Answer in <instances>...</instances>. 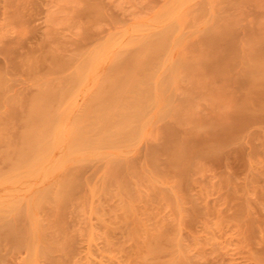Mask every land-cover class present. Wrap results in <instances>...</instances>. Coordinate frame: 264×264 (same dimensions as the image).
I'll list each match as a JSON object with an SVG mask.
<instances>
[{
	"label": "rangeland",
	"instance_id": "1",
	"mask_svg": "<svg viewBox=\"0 0 264 264\" xmlns=\"http://www.w3.org/2000/svg\"><path fill=\"white\" fill-rule=\"evenodd\" d=\"M198 5H202L205 11L203 16L196 18L197 10L200 9H197ZM164 11H171L173 17H180L181 21L179 35L182 38L171 50L173 58L193 56L195 48L201 46L207 30L215 23H227L228 19V22L237 24V27L234 25L235 36L239 34L236 38L239 37L238 41L242 44L241 47L244 46L243 49L252 44L250 40L256 34L253 32H257L256 35L264 32V0H0V69L6 72L14 92L34 90L37 83L29 74V66L17 68L5 49L13 50L16 61L20 63L23 55L22 59L28 54L45 55L44 57L49 58L51 55L48 56V53L51 51L78 57L80 54L74 52H79L81 45L86 48L82 49L86 50L82 54L87 53L83 56H87L112 37L122 36V39L126 35L121 40L125 41L127 36L135 33L138 25L158 29L162 25L158 16ZM223 46L225 45L221 44L220 48ZM76 48L79 49L75 51ZM108 63L109 58L100 61L102 67L99 69L103 70ZM45 65L42 64L39 69L43 77L46 75ZM71 66L68 67L69 71L73 68ZM41 74L38 77L42 78ZM182 74V81L178 78L182 84L179 85L178 81L173 89L172 104H178L182 95H189V98H194L190 99L199 100L198 105L191 100L194 103H191L190 109L196 111L195 114L198 111L200 117L208 114V119L214 117V120L217 118L230 123L231 118L227 115L233 106L232 98L238 95H235V86H227L221 82L223 88L228 90L222 92L219 91L222 89L220 80L214 81L210 76L202 74H198L201 79L197 80V75L191 76L189 72ZM205 80L208 83H203ZM213 81L217 83L214 84ZM192 83L194 87H190ZM177 85L180 86L179 89ZM87 86L94 88L96 83L90 80ZM184 86L186 87L182 88ZM187 86L193 90V95ZM196 90L198 93L202 91L203 95H198ZM178 91H182L180 97L177 96ZM156 95L162 99L160 92L155 93ZM75 98L77 102H82L85 92H78ZM196 106L199 107L196 109ZM155 120L148 126L143 138L125 150L126 153L123 151L117 155L123 163L122 172L127 176L125 179L122 174V177L130 186L126 185L121 176L119 179H122V184L120 181L109 183L106 172L108 168L105 169L107 160L96 158L93 162H86L88 165L85 163L79 190L73 192L77 194L71 196L73 199L70 197L71 200L69 198L61 210L52 211L47 207L55 213L48 212L47 209L37 211L38 214L35 212L39 222L48 227L44 239L53 242L55 246L50 257L42 256L36 259L35 264H144L142 260L145 256L142 253L146 254V247L144 248L145 242L142 241L150 234L165 231V228L173 229H166V232L169 231V236L172 234V237H177L178 245L173 244L176 245L175 248L170 245V250L161 253L163 260L173 253L191 264H264V117L250 123L243 130L244 133L238 135L242 137H236L237 140L234 139L232 145L227 146L230 148V151L226 148L229 156L222 155L220 159H212V163L211 159L205 160L203 156L194 157L191 160L194 165L191 163L184 177L180 175L184 181L177 178L179 174H172L166 166L168 171L165 172L163 160H160V165L159 162L152 166L151 160L147 164L150 148L161 143V127L166 121L161 119L157 123ZM157 140L160 143L157 144ZM141 147L146 149H143L144 153ZM131 160L133 165L136 164L133 170ZM128 165L131 171H128ZM156 166H162L163 169H157ZM125 167L128 169L125 170ZM125 172L130 173L132 178ZM158 173L162 174L161 177L166 173V177L161 178ZM129 179L133 180L132 185ZM170 190L175 197L172 198L173 202L166 197ZM3 192L0 188V193ZM126 209L129 212L127 214ZM59 211H62V215L58 218ZM11 246L3 248L7 247L1 252L0 264H25L27 250Z\"/></svg>",
	"mask_w": 264,
	"mask_h": 264
},
{
	"label": "bare ground",
	"instance_id": "2",
	"mask_svg": "<svg viewBox=\"0 0 264 264\" xmlns=\"http://www.w3.org/2000/svg\"><path fill=\"white\" fill-rule=\"evenodd\" d=\"M199 6L196 18L203 16L205 11L202 5ZM172 13L164 11L157 15L162 21L158 29L144 24L138 25L135 33L127 36L125 41L121 40H124L126 35L122 39V36L112 37L104 45L94 47L95 49L87 56H83L87 53L82 54L86 52L82 49L86 48L81 45L82 48L75 49V51L79 49L81 53L74 52L80 54H76L78 57L73 58L69 56L70 54L67 56L61 52L51 51L48 53V56L51 55L49 58L44 57L45 55L28 54L22 59L24 55H21L23 61L20 63L16 61L13 50L5 49V53L17 68L29 66V74L35 78L37 87L30 91L27 89V92L26 89L14 92L6 72L0 69V188L4 190L0 193V260L2 250L7 249L3 248L8 245L15 249L17 247L18 250H21L19 248L27 250L25 264H35L36 259L42 256L50 257L55 246L53 242L44 239L48 227L39 222L35 212L46 209L52 212V209L56 211L62 208L71 196L77 194L73 192L79 190L81 185L79 180L85 163H90L96 158L107 160L105 169L108 168L106 172L109 183L116 181L113 182L115 184L120 181L122 184L123 163L117 155L143 138L154 119L157 123L161 119L166 121L163 128L161 127V143L157 140L159 145L151 144L153 147H148L150 157L146 160L147 164L151 160L152 166L159 162L160 165L162 162L160 160H163L162 163L165 162L163 167H168L172 174H179L177 178L183 180L180 175L184 177L187 174L194 157L203 156L205 160L211 159L212 163L214 162L212 159L217 160L222 155L229 156L228 147L232 145L234 139L242 137L238 135L244 133L243 130L250 123L264 117V32L261 31L259 35H256L257 32H253L256 34L250 32L251 35H255L249 39L252 44L249 48L243 49L244 46L241 47L238 41L239 37L236 38L239 34L235 36L236 23L228 22V19L227 23L224 24L223 21L221 25L215 23L207 30L201 46L195 48L197 52L194 51L193 56L173 58L171 50L182 37L179 35L180 17L175 18ZM221 44L225 45L224 48H220ZM107 57L108 65L105 64L104 69L100 70V61L108 59ZM71 62L74 63L73 66ZM42 64H46L44 77L42 72L39 73ZM69 65L73 67L71 71L68 69ZM183 72L187 74L189 72L191 76L197 75L195 76L197 80L198 74H202L210 76L214 81L220 80L218 81L220 86L221 82L227 86L229 84L235 86L237 89L235 95L237 93L238 95H232L233 106L227 115L232 122L227 123L216 117L214 120L212 115H209L212 119H208V114H205L206 117L200 114V117L198 111L196 115V111L191 110L190 105L194 102L198 105L199 100L194 101L189 95L187 97L182 95L181 98L182 91L177 92V96L180 97L179 99L176 96L179 103L172 104L173 89L178 81L179 85L182 84L180 80L182 81L186 75L184 73L182 76ZM38 74H41L42 78L40 75L38 77ZM90 80L96 83V87L87 86ZM203 83L208 81L205 80ZM193 84L190 87H194ZM223 86L221 88L224 90H219L218 87L217 89L226 91ZM187 87L190 90V87ZM213 89L212 92H215ZM80 91L85 92V98L82 102H77L75 97ZM157 92L162 94V99L155 96ZM200 93L198 95L202 96L203 92ZM232 101L229 103L230 106ZM198 107L196 106V109ZM145 147L147 149L146 145ZM141 149L143 151L144 148ZM132 160L129 162L132 163ZM135 165L133 163L130 165L133 166L132 170L136 168ZM130 166L129 169L125 167V170L129 171ZM166 167L165 172L168 171ZM125 174L132 178L130 173ZM158 174L161 177L162 174ZM163 174V177H166V173ZM132 181L129 179L131 185ZM124 182L127 183L125 180ZM171 192L173 191H169L167 198H175ZM171 201L173 202V199ZM126 210L125 214L128 212V209ZM60 212L62 211L58 213ZM59 215L62 213L57 214V217ZM56 221L60 222L58 219ZM166 229L169 230L165 228L161 233L150 234L142 241L145 242L144 248L146 247V254L142 253L145 256L142 260L144 264H191L173 253L168 259H161V253L168 250L170 245L172 248L178 245L177 237L167 234L172 228L168 232Z\"/></svg>",
	"mask_w": 264,
	"mask_h": 264
}]
</instances>
